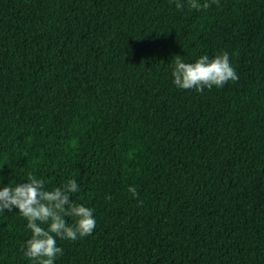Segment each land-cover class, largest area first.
Listing matches in <instances>:
<instances>
[{"label": "trees", "instance_id": "trees-1", "mask_svg": "<svg viewBox=\"0 0 264 264\" xmlns=\"http://www.w3.org/2000/svg\"><path fill=\"white\" fill-rule=\"evenodd\" d=\"M180 2L0 0V176L75 177L95 208L55 264H264V0ZM221 50L237 80L173 84ZM30 234L0 213V264Z\"/></svg>", "mask_w": 264, "mask_h": 264}, {"label": "clouds", "instance_id": "clouds-1", "mask_svg": "<svg viewBox=\"0 0 264 264\" xmlns=\"http://www.w3.org/2000/svg\"><path fill=\"white\" fill-rule=\"evenodd\" d=\"M189 5L194 9L210 6L208 0H189ZM176 6L183 4L176 0ZM170 72L175 86L197 92L220 88L238 79L227 50L211 56L204 52L194 61L177 55ZM23 179L25 182L4 183L0 176V213L16 211L26 220V228L31 233L21 244L26 259L32 264H55L64 251L57 239L74 241L92 234L97 224L95 208L72 198L81 190L75 177L69 176L51 187L49 181L34 172H27ZM128 191L137 195L135 186L130 185Z\"/></svg>", "mask_w": 264, "mask_h": 264}]
</instances>
